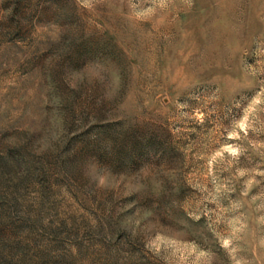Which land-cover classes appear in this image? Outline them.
Here are the masks:
<instances>
[{"label": "rangeland", "instance_id": "374dc122", "mask_svg": "<svg viewBox=\"0 0 264 264\" xmlns=\"http://www.w3.org/2000/svg\"><path fill=\"white\" fill-rule=\"evenodd\" d=\"M0 264H264V0H0Z\"/></svg>", "mask_w": 264, "mask_h": 264}]
</instances>
